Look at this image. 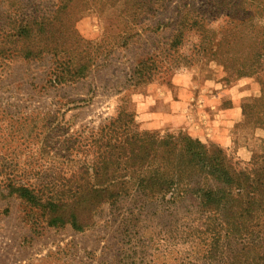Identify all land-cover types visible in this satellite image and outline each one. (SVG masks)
<instances>
[{
  "label": "rangeland",
  "instance_id": "374dc122",
  "mask_svg": "<svg viewBox=\"0 0 264 264\" xmlns=\"http://www.w3.org/2000/svg\"><path fill=\"white\" fill-rule=\"evenodd\" d=\"M23 1L32 4L30 11L39 14L53 11L60 3ZM243 1L245 11L257 16V36L247 21L244 35H233V44L222 46L214 57L196 55L193 45L199 39L194 32L187 33L178 50L187 60L174 64L168 60L170 56L160 55L166 42L163 31L162 35H149L148 40L142 37L129 49L117 48L85 79L56 89L42 88L50 66L47 59L6 63L0 69V187L8 173L24 174L17 178L35 184L37 178L48 182L57 174L73 172L86 154L78 151L79 146L67 153L61 145L75 132L96 129L114 118L119 108L134 114L140 130L160 137L187 135L219 147L237 168L247 167L252 156L264 158V0H254V4L252 0ZM202 2L158 3L153 6L159 9L156 18L147 23L170 24L168 19L175 10L184 12L188 4L191 10L209 8ZM102 4V0H88L87 5H78L76 13L82 12L75 30L94 43L102 36H114L109 39L112 43L117 34L115 15L113 10L101 9ZM3 13L0 4V25ZM219 24L213 23L212 28ZM253 40L260 54L256 73L240 76L222 66L224 59L234 66L238 59L252 64L256 55ZM154 53L159 54V59H153L157 72L149 81L135 85L130 81L134 62ZM57 156H69L70 161ZM136 205L131 201L115 208L103 204L93 214L89 227L76 232L69 225L46 226L37 210L0 192V264L205 263V242L197 232L198 215L179 209L173 214H153L149 208V212L145 209L138 213ZM211 264H217V257Z\"/></svg>",
  "mask_w": 264,
  "mask_h": 264
},
{
  "label": "trees",
  "instance_id": "16d2710c",
  "mask_svg": "<svg viewBox=\"0 0 264 264\" xmlns=\"http://www.w3.org/2000/svg\"><path fill=\"white\" fill-rule=\"evenodd\" d=\"M102 1L101 9L113 10L115 15L117 34L112 43L109 39L114 36H102L94 43L76 32V19L82 12L76 13V9L88 0H60L53 11L44 14L30 11L32 4L23 0H0L4 6L0 69L15 60L47 59L50 66L42 88L56 89L85 79L99 61H107L117 48L129 49L142 37L148 40L149 35L164 31L166 42L160 55L180 64L187 60L178 52L187 33L194 32L199 39L193 45L196 55L214 57L222 46L233 44V35H244L247 21L255 36L260 30L254 23L257 16L245 11L243 0H203L209 7L203 11L191 10L188 4L184 12L175 10L168 19L170 24L157 22L153 26L147 23L158 14L159 9L153 6L170 0ZM33 7L37 9L35 4ZM217 21L218 27L212 28ZM253 44L257 50L254 48L252 64L238 59L234 66L224 59L222 66L240 76L256 73L260 54L255 40ZM174 55L176 59L171 58ZM158 57L154 53L136 59L130 81L135 85L149 81L158 70L153 61ZM70 136L61 147L70 153L79 146L78 151L86 154L78 160L76 170L57 174L48 182L37 178L35 184L17 178L24 174L8 173L0 192L37 210L46 226L69 225L76 232L88 228L95 211L106 203L115 208L131 201L137 204L138 213L148 208L153 214H173L177 209L194 213L200 218L197 232L205 242L204 264H211L216 257L217 264H264L263 157L252 156L247 167L237 168L215 145L187 135L160 137L140 130L134 114L125 108H119L114 118L98 128Z\"/></svg>",
  "mask_w": 264,
  "mask_h": 264
},
{
  "label": "crops",
  "instance_id": "0c3cea01",
  "mask_svg": "<svg viewBox=\"0 0 264 264\" xmlns=\"http://www.w3.org/2000/svg\"><path fill=\"white\" fill-rule=\"evenodd\" d=\"M234 110H236V109L234 108V109H232L230 112H233ZM230 112H229V113H230Z\"/></svg>",
  "mask_w": 264,
  "mask_h": 264
}]
</instances>
